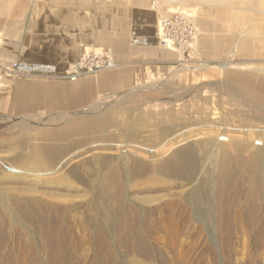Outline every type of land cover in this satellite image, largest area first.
Segmentation results:
<instances>
[{
  "label": "rangeland",
  "instance_id": "374dc122",
  "mask_svg": "<svg viewBox=\"0 0 264 264\" xmlns=\"http://www.w3.org/2000/svg\"><path fill=\"white\" fill-rule=\"evenodd\" d=\"M148 1L159 47L166 17L196 32L191 48L119 61L103 0H28L0 29V264H264V175L251 156L264 152V0ZM201 2L239 7L235 50L199 54ZM100 52L113 67L74 70ZM137 66L162 75L131 79ZM92 120L107 127L75 131ZM190 148L201 161L184 180L172 164ZM173 210L191 216L173 249L154 232L128 253L103 230L148 234Z\"/></svg>",
  "mask_w": 264,
  "mask_h": 264
},
{
  "label": "crops",
  "instance_id": "0c3cea01",
  "mask_svg": "<svg viewBox=\"0 0 264 264\" xmlns=\"http://www.w3.org/2000/svg\"><path fill=\"white\" fill-rule=\"evenodd\" d=\"M27 1L0 0V29L13 23L15 6L17 4L25 6ZM198 5L200 10L197 25L203 32L198 42L199 54L204 58L211 55L215 58L220 56L223 50H235L239 40L234 32L239 28V7L212 2H201ZM92 11L94 15V10ZM102 15L104 23H108L104 30L109 31L110 38L119 40L117 48L109 43L113 46L119 61L135 60L140 64H151L161 59L166 60L170 54L158 45V16L151 9L148 0H134L133 5L123 0H103ZM158 67H134L130 78L160 77L162 74L158 72L160 68Z\"/></svg>",
  "mask_w": 264,
  "mask_h": 264
},
{
  "label": "bare ground",
  "instance_id": "6f19581e",
  "mask_svg": "<svg viewBox=\"0 0 264 264\" xmlns=\"http://www.w3.org/2000/svg\"><path fill=\"white\" fill-rule=\"evenodd\" d=\"M159 29L161 30L162 26H160ZM171 45H172V42L167 41V45L165 46L166 49L178 50V49H174V47H171ZM176 53L181 54L179 51ZM106 127H107V124L104 123L103 121L92 120V121H88L86 123H83V124L76 126L75 131L78 132L82 128H87L88 130L86 129L85 131H91L92 134L95 135V133H97L98 131H100ZM222 142H223V144H226V143L232 142V140H231L230 136H229V138L228 137H222L221 141L217 140L216 143H214L215 146H214L213 151L218 149V147L224 146L222 144ZM256 146L263 147L264 143L258 142L256 144ZM232 150H233L232 147H228L225 151L223 149L221 152V156L228 157V155H230V152ZM176 155H177L176 160L172 164L174 166V169L171 171V174H173L174 176H178L179 178H182L184 180H190V179L194 178L197 175V172H196L198 170L197 165L201 161L198 158L197 154L195 153V150L191 149V148L190 149H183V150L176 152ZM251 156H252V158L254 157L253 159L256 161V163L262 164L261 165L262 166L261 175H262V173L264 175V152L262 151V153H261V152H258V150H257ZM169 161H172V160H169ZM169 161H168V164H169ZM107 162H108L107 160H101V161H99V166L101 168H104L105 165L107 164ZM133 164H135V163H133ZM96 171H99V170L95 169V172ZM222 173H220V174H222ZM171 210H172V208H171ZM183 213L184 212H182L181 210H178L177 212H175V211L174 212H172V211L167 212V214H164L163 219L157 220V222H155V223L153 222L154 225H151L152 228H149L150 230H149L148 234L144 233L143 232L144 230L142 231V229L140 227H138L137 224H135V225L133 224V225H130L127 227H126V225H120L118 227L109 226V227H104L103 230H104L106 235H109V237H111L113 235L118 237L120 244L125 249H127L128 253H135L134 247H136L138 245L140 247H145L144 251L146 252L147 251V241H148V239H150L149 233H154V232L161 233V234L163 233V234L167 235V237H165L164 240L161 238V239H157V241L165 242L167 244V246L172 247V249H173L179 243L178 242L179 239H181V237L184 235L185 228L188 227L187 222H188L189 214H188V212H187V214H183ZM189 217H191V216H189ZM175 223H178V225H180V226L175 225ZM170 254H171V252H170ZM174 255H176V254H174ZM179 256L180 255L178 254V255L173 257V260H174L173 262L175 264H179L182 262L183 258L180 259ZM109 257H110V255H109ZM166 259H168V258H166ZM183 261H185V260H183Z\"/></svg>",
  "mask_w": 264,
  "mask_h": 264
},
{
  "label": "built area",
  "instance_id": "2783aa9c",
  "mask_svg": "<svg viewBox=\"0 0 264 264\" xmlns=\"http://www.w3.org/2000/svg\"><path fill=\"white\" fill-rule=\"evenodd\" d=\"M159 25L162 26V29H159V38L161 40V43L163 44V47L167 45V41H170L172 42L171 47H174L178 50L180 49L183 52L186 50V48H191L192 45L190 41L197 38L196 32L195 34H193V31H191L188 26H184V21L179 18L171 20L169 18L163 17L160 20ZM102 66H107L108 68H110L113 67L114 64L108 54H103L100 52V54H95L92 58L84 60L83 64L81 63L74 66V70H81L87 67L90 71H93L94 69H99ZM22 71L45 72L48 71V69L38 67H24Z\"/></svg>",
  "mask_w": 264,
  "mask_h": 264
}]
</instances>
